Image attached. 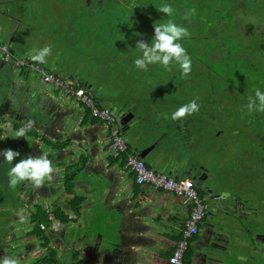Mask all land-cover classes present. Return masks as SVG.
Instances as JSON below:
<instances>
[{
	"label": "flooded vegetation",
	"instance_id": "1",
	"mask_svg": "<svg viewBox=\"0 0 264 264\" xmlns=\"http://www.w3.org/2000/svg\"><path fill=\"white\" fill-rule=\"evenodd\" d=\"M192 1L188 0L184 4L185 8L179 6L182 12L179 13L180 26L188 32V36L181 37L179 43L191 60V70L185 76L188 81L186 86L177 83L179 87H173L163 78V70L162 76H158L152 67L159 64H151L144 71L136 66L133 70V61L137 57L121 56L123 48L136 52V42H145L143 28L154 34L152 25L155 23L140 13L135 0H0V19H6L5 29L12 28L21 36L19 45L15 46L20 48V55H16L11 46L6 45L10 54L8 57L0 50V72L12 65L17 73L32 74L38 78V82L39 78L42 79L40 72H45L55 74L66 83L79 87L85 84L81 74H91L95 81L91 92L87 91V86L82 87L96 105L98 97L94 92L97 90L112 94L122 102L135 101L143 112L129 110L135 114L138 122L144 124L150 133L158 132L160 144L165 142L172 145L178 150L176 153L185 157L190 165L197 167L201 180L208 179L209 184L213 182L219 187L217 193L224 196L220 202L224 206L226 219V227L219 240L233 252L232 264H264V135L254 136L246 131L249 125H264V120L250 118V112L246 108V49L235 54L233 40L222 41L221 37L224 35L220 36L224 27L235 26V15L238 19L246 16V0L242 3L218 0L219 4L222 3L221 7L217 4L214 6L216 0H210L214 7H210L209 17L199 14L200 4L204 1L195 0L193 5L196 7L192 16L198 15L194 26L188 24L184 12L187 8L192 9ZM79 5L89 10L92 25L75 35L68 24L61 27L57 17L66 15L68 18L71 9L75 10ZM156 10L153 8L152 12ZM62 11L65 13H61ZM158 13L162 14L159 10ZM107 15L111 18H102ZM106 21L111 27L108 30L111 35L100 40L94 38L92 31L101 29ZM204 25L206 26L201 29ZM129 27L135 31L133 37L127 38L125 42L123 39L117 40L113 44L114 49L111 48L108 52L110 54L104 55L105 60L100 55L90 57L88 51L84 50L94 44L105 46V42L112 41L115 34L112 33L113 30L123 35ZM187 27L193 28V32H189ZM151 33H148V38ZM229 34L231 33L227 35ZM72 41L75 42L71 44ZM43 48L49 50L43 63L29 58L30 54H34L33 49ZM96 52H100L99 49ZM76 57L83 58L85 62L77 63L75 59L76 63L66 75L57 72L62 63ZM92 58L95 59L94 62ZM117 61L120 66L115 68L112 63ZM122 62L124 65H121ZM93 65L94 69L89 70ZM168 68L174 70L172 77L180 82L182 73L178 65L170 62ZM200 79L206 83L203 84ZM193 93H199L202 97L195 99L190 96ZM70 98L84 107L73 97ZM190 101H195L198 111L172 120L171 113ZM5 106L6 104L0 108V114L8 112ZM125 109L129 112L128 108ZM114 117L126 142L121 119L117 115ZM0 124V150L18 151L20 156L15 158L17 162L21 157H35V153L30 154V151L37 148L39 142L36 138L30 149L25 148L27 142L24 136L13 137L18 129L15 124ZM225 128H228L229 133ZM107 133L110 141L109 130ZM33 134L36 135L32 132L31 135ZM2 145L5 146L3 149ZM226 152L233 154L226 156ZM42 154L45 155L44 151ZM47 159L51 160L49 157ZM84 164L82 161V164H75L72 169L81 168ZM51 166L52 171L40 184L25 179V183L18 185L12 191L14 194L8 196V200L12 202L6 203L4 197L1 199L0 258L14 257L18 264H86L82 251L79 250L80 254L77 256L72 251V235L77 231L79 234L82 232L80 227L83 226L86 204L83 205L81 195H74L73 189L78 184L76 187L72 181V169L68 171L67 178L63 173L60 184L64 194L72 195V199L64 202L56 199L57 190L60 189L56 180L61 174L55 163H51ZM210 173L215 177L214 180L208 176ZM76 227L79 229L76 230ZM82 245L80 241L78 247Z\"/></svg>",
	"mask_w": 264,
	"mask_h": 264
},
{
	"label": "crops",
	"instance_id": "2",
	"mask_svg": "<svg viewBox=\"0 0 264 264\" xmlns=\"http://www.w3.org/2000/svg\"><path fill=\"white\" fill-rule=\"evenodd\" d=\"M10 1L15 2L17 0ZM61 13L65 12L62 11ZM65 16L66 15H60L57 17L60 26L62 27V25L68 24L70 29L74 31L75 35L92 25V17L89 10L82 8V6L75 10L71 9L68 18ZM5 24L6 19L5 21L0 19V45L11 46L15 54L20 55V48L15 46L19 45L21 36H19L18 31H14L12 28L10 30L5 29ZM73 42L75 41H72L71 44H73ZM75 59L77 60V63L85 62L83 58L80 57L78 59V57H76L73 60H68L65 63H62L63 65L67 64V71H69V68L76 63ZM76 67L77 66H75V68ZM81 78L85 80V84L88 81V86L89 84L92 86L95 85V81L91 74H81ZM37 80L38 78H35V82H33L35 85L32 88V95H35V93L37 95L38 93L40 96L43 95L42 98L45 100L44 105H42L43 107H37L39 112L32 114L28 109H24L21 114L15 115L17 113L16 110L10 108L8 112H5L6 114L4 112L2 113L4 115L0 114V122H2V124L7 123L8 125L15 124L19 129L27 125L29 121H34L37 130H32L30 127L27 131L29 134L32 132L36 133V135H33L36 136L37 142H39L37 148L30 151V154L35 153V157L40 156L44 151L46 157L52 159L54 158V152L59 148L63 146L69 148L67 153L60 155L59 161L56 163L61 174L58 178L59 181L58 179L56 180V185L58 187L61 186L62 178L64 176L67 178L68 171H71L75 164H82V162L77 161L78 156L76 153H80V150L82 149L81 145L85 143L87 139L94 142V149H98L99 151L97 155H93L91 163L87 168H85L84 165L80 170L78 169L79 172L76 181L72 180L73 183L76 182V187L77 182H81L78 184L77 188L73 189V192L75 196L81 195L84 202L83 205L86 204L83 229H80V231H82L81 235L85 238L83 245L78 247L81 235L77 232L72 250L74 255H79L80 250L83 252L84 258L87 260L92 247V245H90L91 247L89 246V243L92 242L91 239L95 240L96 238H99V240L104 241L114 233L118 237L123 236L125 244L122 250H118L116 253L113 264H169L168 259L172 255L176 243L182 237L185 222L190 214V206L188 203L171 193L155 190L146 185H138L134 178L135 175L125 168L123 160L113 156L110 150V141L107 133L109 129L107 125L104 122L93 119L90 116L89 110L84 109L85 106H79L74 103L69 96L59 97L60 95L58 93H60L61 89L52 87L47 83L45 84L40 78L39 82ZM94 93L95 96L98 97L96 98V102L100 109L108 108L104 103L112 102L116 105H124L126 103L127 105H125V107L128 108V111H130L129 109H132L138 112H143V109L141 110L140 106H138L135 101L130 100V102H122L117 100L112 94L98 90ZM132 103H134V107L131 105ZM5 104L6 102L4 101L0 103V108L4 107ZM53 107L55 113L53 112ZM60 112L62 118L57 117L59 122L55 124L58 128L55 127L54 129L53 126L48 128L46 124L38 125L40 124V121L44 120L43 116L51 114L56 116V113ZM15 116H19L20 118ZM139 125V127H141L139 130L143 131L145 135L148 136L150 131H148L147 127L140 122ZM79 128L84 129L80 135L83 137H80V139L75 142L71 141L70 138L76 132L75 130H78ZM132 136H136V134L125 136V140L127 137L130 138L126 143L131 152H133L134 148V142L131 140ZM161 148L167 151L172 150L175 152V155L176 152H178L176 148L172 145H167L165 142L161 144ZM28 149H30V145L28 146ZM36 149L38 150L36 151ZM155 158L156 156L151 154L143 161L148 168L156 172L167 173V169L164 170L162 169L163 167L154 166L157 165V163H155ZM83 162L85 163V160ZM77 168L79 167H75L73 170H77ZM208 176L213 178L211 173L208 174ZM173 177L184 178L185 175L181 173L176 176L173 175ZM93 178H100L106 188L104 194L99 197V202H97L96 196L91 193L88 186ZM214 179L215 177L213 180ZM210 185L213 186V182ZM218 188L214 191L216 194ZM79 189H81V191H78ZM197 190L203 198L208 200L203 191L198 188ZM57 191L56 199L60 202L72 199V195L64 194L61 187ZM208 203H210V210L213 201L208 200ZM119 212L122 214H119ZM112 215H115L116 220L112 219ZM205 221H207L206 217L202 223ZM141 227L144 229L143 231H141ZM200 236L201 232L199 231L198 234L190 240L185 253L184 264H201L202 261L194 258L196 250L200 249L203 244ZM132 241H135V245ZM243 252L244 251L242 250V253ZM226 262L232 264L231 259H227Z\"/></svg>",
	"mask_w": 264,
	"mask_h": 264
},
{
	"label": "water",
	"instance_id": "3",
	"mask_svg": "<svg viewBox=\"0 0 264 264\" xmlns=\"http://www.w3.org/2000/svg\"><path fill=\"white\" fill-rule=\"evenodd\" d=\"M28 2H36V0H28ZM33 4V3H32ZM67 64L61 65L58 68L57 72H60L62 75H66L67 73ZM0 72V103L3 101L6 102V110L15 109L16 114H21L24 109H28V111L32 112V114H36L39 111L37 110V107H43L44 101L43 95L40 96L38 93L36 95H32V88L34 87L35 78L32 74L22 75V72L17 73V71L12 67V65H9L7 69H1ZM88 82V81H87ZM86 84H82V86H87V91L91 92L92 85L89 84V86ZM81 86V87H82ZM37 92V91H36ZM59 97L66 96L64 92L61 90L60 93H58ZM43 100V102H42ZM42 103V104H41ZM105 106H108L106 108L110 113L117 115L121 120L122 128H124L123 132L125 133V136H128L130 134L136 136H132V141L134 142L133 146V153L136 155L137 158L144 160L149 155L153 154L156 156L155 163L157 165H154L155 167H163L162 169H167L168 175L176 176L178 174L183 173L185 175L184 178L190 179L193 181L194 185L196 187L203 191L204 194L207 196L208 200L213 201L212 207L210 210H208L206 214L207 221L200 224V232H201V240L203 241L202 246L200 249L196 250V255L194 258L196 260L202 261L201 264H229V262H226V260L231 259L233 252L228 249L227 245H222V241L219 240V236L222 234L223 229L226 227V219L224 218V206L220 202L222 194L215 193V189L217 187L215 185L211 186L208 183V179L201 180L200 171L197 167L191 166L185 159V157H182L178 153L174 151H167L163 150L161 148V144L159 142L160 134L158 132L156 133H149L148 136L145 135L143 131H140L139 122L135 116V114L131 111L127 112L124 105H116L112 102H106L104 103ZM103 106V107H105ZM37 110V111H36ZM55 111L53 107V112ZM57 111V110H56ZM55 113V112H54ZM57 117L62 118L61 112L56 113V116L51 114L48 116H43V121H40L38 124L39 126L42 124H46L48 128L50 127H57L55 126L56 123L59 121L57 120ZM135 121V122H133ZM1 127V124H0ZM31 129L37 130V127L34 123H31ZM76 132L72 135L70 138L71 141L75 142L76 140L80 139L81 133L84 131V129H78L75 130ZM85 133V132H84ZM23 137V136H21ZM25 142H27V145L25 148H28V145L32 147L31 145L34 144V139L36 136L29 134L27 131L24 135ZM23 139V138H22ZM130 138L127 137L126 141H128ZM8 139H6L7 142ZM92 141L87 139L85 143L81 145L80 153H76L78 156V161L82 162L85 160V168L88 167V165L91 163V158L93 155H97L99 153L98 149H94ZM4 145H2L3 147ZM5 147V146H4ZM69 148L67 146H63L56 150L54 152V158H52L50 161L54 164H56L59 161V157L61 154L67 153ZM72 149V148H71ZM96 150V153H95ZM175 155V156H174ZM58 157V158H56ZM77 165V164H76ZM79 165V164H78ZM75 166V165H74ZM73 166V167H74ZM81 168H77V170H72V179L73 181H76V178H78L77 174ZM81 182H77L79 184ZM76 184V182H75ZM89 188L93 195L96 196L97 202H99V197L104 194L106 191V188L104 187L103 181L100 180V178H93L89 182ZM205 199V198H204ZM207 200V199H206ZM119 214H122L119 212ZM115 215H112V219H115ZM144 218V216H143ZM115 222V221H114ZM76 230L79 229L78 227L75 228ZM80 229H83V226L80 227ZM144 229L141 227V231ZM78 232V231H77ZM77 232L72 235V244H74V240L76 238ZM81 235V234H79ZM83 235L80 237V241L83 243L84 241ZM92 242L89 243V246L92 245L90 250V255L87 259L86 264H113V261L115 260L116 253L118 250H122L124 247L125 241L124 237L120 236L118 237L114 233L111 234L106 240L102 241L99 240V238H96L95 240L91 239ZM100 242V243H99ZM135 245V241H132ZM131 245V246H134ZM198 251V253H197Z\"/></svg>",
	"mask_w": 264,
	"mask_h": 264
},
{
	"label": "clouds",
	"instance_id": "4",
	"mask_svg": "<svg viewBox=\"0 0 264 264\" xmlns=\"http://www.w3.org/2000/svg\"><path fill=\"white\" fill-rule=\"evenodd\" d=\"M156 9L166 14L169 18L166 22L152 25L154 34L151 38V43H145L143 40L136 42L135 48L140 55L134 59L133 63L139 69L147 70L148 65L159 64L167 70L170 62H175L181 70L182 75H187L191 70V60L186 54L185 49L179 43V40L181 37H187L188 32L184 27L173 22L171 17L173 16L174 9L170 4L162 3ZM186 17L187 13H185ZM32 52L34 54H30L29 58L40 63H43L45 57L49 54L47 48H43L42 50L33 49ZM246 108L249 112L253 110L264 112V91L256 89L254 96L248 98ZM196 111H198V105L195 101H190L173 111L171 113V119L178 120ZM30 127L31 121L24 127L17 129L13 137L24 136ZM0 155L3 156V162L5 164L11 165L7 170V178L8 186L12 188L25 179L32 180L38 185L53 169L50 160L43 154L39 157H21L14 165L12 161L20 156L18 151L3 149L0 150ZM0 264H18V262L16 258L6 256L0 258Z\"/></svg>",
	"mask_w": 264,
	"mask_h": 264
},
{
	"label": "built area",
	"instance_id": "5",
	"mask_svg": "<svg viewBox=\"0 0 264 264\" xmlns=\"http://www.w3.org/2000/svg\"><path fill=\"white\" fill-rule=\"evenodd\" d=\"M2 54L8 57L6 46L0 48ZM45 83L61 89L66 96L73 97L83 104L93 119L104 122L110 135V150L114 157H124V166L135 175L138 185H146L152 189L171 193L183 199L190 206V214L185 222L181 239L176 243L169 264H184L186 250L190 240L198 234L199 227L209 210L208 202L198 193L192 180L187 178H174L167 173L156 172L147 167L145 162L131 152L120 134L118 123L112 113L100 109L83 87L66 83L62 78L52 73L40 72Z\"/></svg>",
	"mask_w": 264,
	"mask_h": 264
},
{
	"label": "rangeland",
	"instance_id": "6",
	"mask_svg": "<svg viewBox=\"0 0 264 264\" xmlns=\"http://www.w3.org/2000/svg\"><path fill=\"white\" fill-rule=\"evenodd\" d=\"M201 1H204V2L200 4L199 14L202 15V16H207V17H209L211 15V9H210V7H214V6H216V4L218 6H220V7L222 5V3L219 4L218 0H216V3H215L214 6L211 4L210 0H201ZM165 2L168 3V4H170L172 6V8L174 9L173 16L171 17L172 20H173V22L176 23V24H178V25H180V23H179L180 22V14L179 13H182V12H181L179 6L185 8L184 4H186L188 2V0H168V1L165 0ZM242 2H243V0H235V3H242ZM135 3L137 4L138 8H140V10H139L140 13H143L144 16L148 17L155 24H159V23L166 22V20L169 18L164 13H162V14L158 13V10L152 12V9L153 8L154 9L158 8L162 3H164V0H135ZM194 3H195V0H193L192 3L190 4V6H191L192 9L187 8L186 11H184L185 13H187V22H188V24L189 25H192V26L195 25V21H196L195 18L198 15V14H194L192 16V14L194 13V9L196 7V5H193ZM189 10H191V11H189ZM220 14L222 15V12ZM106 17L108 19L111 18L110 15L102 16V18H106ZM253 21L251 22V19L249 21H246V16L245 17L244 16H241L239 18V20H236V22H235V26L239 30L242 31L241 36H242V39L244 41H246V34H247V37H249L250 30H252L251 28H248V27L246 29V22L248 24H251V23H253ZM108 23L109 22L106 21L105 22V26H103L101 29L92 31L91 34L93 35V37L94 38H97L98 40H100V38H103V37H106L107 38L109 35H111L110 34V31H108V30L111 29V27L107 25ZM99 25H101V24H99ZM243 25H244V27H242ZM205 26L206 25H204L201 29H203ZM187 28H188L189 32H193V28H190V27H187ZM254 30L257 31L256 34H259V35H260V32L263 31L261 29L253 28V31ZM142 31H144L143 32V35L145 37V43H151V38L153 36V32L151 33L149 31H146L145 28H143ZM112 33L113 34L115 33L114 34V37L112 38V41L111 42H109V41L105 42L107 45L105 44V46H103L104 44H98V45H95L94 44V46H92L90 48H84V50H87L88 51L87 53H88V55L90 57H95L97 55H100V56H102L101 59L102 60H105V56L104 55H106L111 50V48H113V44H115V42H117V40H122L123 39L122 41L125 42L127 40V38L130 39V38L133 37V34L135 33V31L132 28L129 27L128 28V31L126 33L125 32L122 33L123 35H119V33H116L115 30H113ZM148 33H151V35H150L151 37H149V38L147 37ZM110 37H109V39H111ZM96 49H99V51L101 53L100 52H96ZM133 51H135V50H133ZM133 51H131L130 49L126 50V49L123 48L121 50V56L124 57L125 55H127V56L138 57L140 55V53L138 52V50L136 52H133ZM108 54H110V53H108ZM94 61H95V59H93L92 62H94ZM119 61H121V60H119ZM118 63L119 62L117 61V62H113L112 64H113V66L115 68L116 67L118 68L120 66V63L119 64ZM94 65L91 66L89 68V70H93L94 69ZM121 65H124V62H122ZM150 65H148L147 68ZM129 67L130 66L128 64V70H129ZM132 67H133V70H135V68H134L135 65H133ZM163 68H164L163 66L159 65V66H156V67H152V70L155 71V72H157V75L158 76H162L161 73H162V70H163L164 71L163 78L165 80L167 79L166 81L167 82H170L172 84V86L175 87V88L179 87V85L177 83H181L184 86H186V82H188L187 79H186V77H185L186 75H181V79H179L180 82H178L175 78L172 77L173 74L175 73L174 70H172L171 68H168L167 70H165ZM142 70L144 71V69H141V71ZM225 70L226 69H224V71ZM129 72H130V74L132 73V71H130V70H129ZM129 72H127V74H129ZM168 73H171V74H168ZM200 80L203 81V84L206 83L205 80H203V79H200ZM183 81H184L185 84L183 83ZM190 96L193 97V98H195V99H199L200 97H202L199 93H197V94H194L193 93ZM225 129L228 130V128H225ZM228 133H229V130H228ZM232 154L233 153H231V152L230 153H228V152L225 153L226 156H231ZM18 161H19V158H18ZM15 163H17L16 159L12 161V164L13 165ZM10 166L11 165L5 164L3 162V156L0 155V201L4 197L5 200H6V203L12 202V201H9L8 200V196L14 194V192H12V191H15V189L18 188V185L21 186V185H23V183H25V182H21V184L18 183L14 188L8 186L7 170H8V168Z\"/></svg>",
	"mask_w": 264,
	"mask_h": 264
},
{
	"label": "trees",
	"instance_id": "7",
	"mask_svg": "<svg viewBox=\"0 0 264 264\" xmlns=\"http://www.w3.org/2000/svg\"><path fill=\"white\" fill-rule=\"evenodd\" d=\"M253 23L248 24L246 22V29L251 28L250 35L246 41L242 39V31L236 26L224 27V30L220 32L221 40H233L235 54L242 53L243 49H246V102L248 98L254 96L256 89L264 91V0H246V21ZM238 19L235 15L233 20L234 24ZM257 26V27H256ZM253 28L261 29L263 31L256 34L257 31H253ZM244 29V28H243ZM231 33L227 35L228 33ZM257 35V36H256ZM240 71L242 69L239 67ZM253 120H264V112H257L253 110L249 114ZM246 131L250 135L262 136L264 135V125L262 123L258 125H249L246 127ZM124 157L122 160L124 162ZM124 164V163H123ZM73 177V176H72ZM135 178V177H134ZM73 180V179H72ZM71 186V184H70ZM200 194V193H199Z\"/></svg>",
	"mask_w": 264,
	"mask_h": 264
}]
</instances>
